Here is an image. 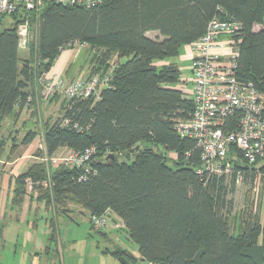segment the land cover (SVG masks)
<instances>
[{"label":"trees","instance_id":"1","mask_svg":"<svg viewBox=\"0 0 264 264\" xmlns=\"http://www.w3.org/2000/svg\"><path fill=\"white\" fill-rule=\"evenodd\" d=\"M6 17L9 24L0 29V122L17 118L37 98L43 99L34 90L36 73L49 72L62 50L75 44L90 45L93 51L84 78L111 76L97 97L63 100L61 117L42 125L49 156L60 147L79 151L95 146L88 161L95 174L79 180L82 168L60 166L49 175L44 164L32 162L15 176V202L26 194L25 178L42 181L49 175L48 189L38 194L46 209L69 215L77 206L88 218L112 212L146 262L264 264L262 191L248 198L233 217L229 194L235 188L234 175L196 172L200 151L193 139L175 130L178 120L189 119L194 103L188 91L177 86V65L162 63L202 36L210 19L234 18L241 23L232 36L237 76L261 87L264 0H102L90 9L43 0L37 10L19 6L12 13H0V24ZM22 23L27 24V34L28 26L37 23L36 42L27 38L24 58L17 33ZM255 25L260 27L254 29ZM29 95L32 100L27 103ZM33 113L37 114L35 108ZM64 118L70 124L61 126ZM37 134L28 129L19 142L10 138V146L0 137V157L8 151L10 159L19 145L29 144ZM163 151L174 152L171 164ZM235 153L241 180L254 188L258 177L264 180V160L248 164ZM120 156L125 159L120 161ZM92 229L105 235V229ZM109 253L118 264L137 261L119 246Z\"/></svg>","mask_w":264,"mask_h":264},{"label":"built area","instance_id":"2","mask_svg":"<svg viewBox=\"0 0 264 264\" xmlns=\"http://www.w3.org/2000/svg\"><path fill=\"white\" fill-rule=\"evenodd\" d=\"M43 0H0V13L9 14L19 6L27 10H37ZM63 5L82 6L87 9L99 5L102 0H49ZM241 23L234 19L212 18L206 29L191 46L192 89L190 97L194 108L186 120H178L175 130L181 137L195 141L200 151L198 174H215L230 177L235 182L241 178L240 170L235 165L239 153L248 164L264 160V76L261 87L253 82L240 79L236 73V45L232 36L237 34ZM18 45L24 48L27 40V24L18 25ZM48 73V72H47ZM42 72L38 76L37 96L48 99L57 94L67 98L97 97L100 87L108 84L109 73L94 74L88 78L74 79L68 82L55 75ZM29 95L26 102H30ZM70 124L68 118L61 126ZM78 129L77 124H72ZM42 150L43 143L39 146ZM56 157L48 155L49 168L57 159L70 168H82L79 180H86L95 170L88 161L95 154L96 147L89 146L79 151H63ZM27 182L28 185H47L42 181ZM29 185V186H30ZM31 187V186H30ZM90 224L94 229L104 230L107 215H91Z\"/></svg>","mask_w":264,"mask_h":264},{"label":"crops","instance_id":"3","mask_svg":"<svg viewBox=\"0 0 264 264\" xmlns=\"http://www.w3.org/2000/svg\"><path fill=\"white\" fill-rule=\"evenodd\" d=\"M63 53H65V51L61 52L55 59L52 67L47 73L48 75L55 74L62 79L65 78L63 73L69 67L70 63H67L70 55ZM187 54L191 59L192 55L189 46H187ZM167 62L168 61H162V63ZM78 74L84 73L80 70ZM42 101L44 100L42 99L39 102ZM39 106L40 104L37 103L36 107L39 108ZM35 139L36 137L27 144V146H30L26 147L27 149L25 152L20 148L16 149V151H20L16 154V156H18L17 159L15 157L13 158V155H11L12 158L5 162L0 159V164L6 165L4 166L6 170L0 168V264H40L42 261L43 264H118L117 260L109 253L115 246H119L130 252L137 259L135 264H151L141 259L137 244H131V246L128 247V245L114 233L115 226L120 227L123 226V224L112 212L108 211V214L115 217L114 219L117 218L120 223L112 218L114 224L110 225L108 228L106 226L104 230L105 235L100 234L99 239L91 234L96 231L92 229L88 215L86 216V221L91 228L87 231L90 237H85V248L82 251H76L75 246L77 237L72 236L67 238L62 234L59 228V222L65 221V217L70 214L76 219H72V221L81 222L86 213L85 210L81 207H77L74 208L72 212H69V215H56L53 209L45 208L44 201L39 200L38 194H34V192L26 193L18 203L13 200L15 174L25 170L30 164L28 162L29 160H24L23 162L18 161L25 156H29L28 154L31 148L34 147L33 141H35ZM59 149H63V151L66 152L70 151L67 147H60ZM263 204L264 201L262 200V206ZM40 207H42L43 210L39 209ZM262 213H264V211H262ZM39 214L41 216H39ZM51 222L56 229L55 240H52V242L50 241L52 235ZM66 223L68 224V222ZM123 228V231L126 232L128 237L127 240H129L128 233L124 226ZM23 232L25 235H23ZM50 242L53 243V246L50 245ZM22 248H27V253L23 254L24 261L20 257L17 259L15 258V256H17L16 250ZM51 249L54 252L53 255L51 254ZM109 259H113V261L111 262Z\"/></svg>","mask_w":264,"mask_h":264},{"label":"rangeland","instance_id":"4","mask_svg":"<svg viewBox=\"0 0 264 264\" xmlns=\"http://www.w3.org/2000/svg\"><path fill=\"white\" fill-rule=\"evenodd\" d=\"M10 19L8 17L4 18L2 20V24H0V29L2 26L4 25H8L9 24ZM260 27V25H255L254 29H258ZM152 32H149V35H152ZM27 38L28 41L30 42H36V38H37V23H33L32 26H28V34H27ZM90 45L87 46H80L78 44L73 45V48H68V49H64L62 50L65 51V53L63 54H69L70 57L68 58V63L70 65L69 68H67L68 71H64V78L63 80H65L64 82H68L74 79H81L84 78L88 71H89V62L88 59L89 57H91L93 55V51L89 49ZM21 52H22V56L23 58L26 56V52H27V48H21ZM123 61L125 59H122ZM168 62H172L175 63L177 65V67L179 68L180 71V78L181 81L177 84L178 87H181L183 90L188 91V95H191V89H192V74H191V68H190V63H191V59L189 58V55L187 54V46L183 45L180 50L179 53L176 57H172L168 60H165ZM158 65L160 64V62H157ZM72 66V67H71ZM82 70V72L84 74H78V71ZM69 78V79H68ZM37 81H38V74L36 73L35 78H34V90L37 88ZM42 100V99H41ZM39 98H37L35 100V104H32L29 106V108H24V110L20 113V115L17 118L14 117H8L5 118L3 121L0 122V137H4L6 138V143L7 146H10L11 142L10 138L15 137L16 142H19L20 139L22 138L23 134L28 130V129H35L38 131V134L36 136L35 141H33V146L31 148V151L29 152V156H25L22 159H20L18 162H23L24 160H29V163L32 162H36V163H42L44 164L45 167H47V170L49 171V175L51 174V170H54L60 166H64L67 168H70L68 166H65L63 163H61L60 159L56 160L53 164V166H51V168H49V163H50V159L48 157V154L46 153V151L41 148H39V146L42 144V125L46 120H49L50 122H53L56 118L61 117L63 111L61 110V106L63 104V100H69L68 98H66V96H64L63 94H57L54 96V98L52 99H47L44 100L42 102ZM37 103L40 104L39 108L36 107ZM37 110V114L33 113V109ZM143 145H150L154 150H160L162 151L163 149L161 148L160 145H151V144H147L144 143ZM30 146V145H28ZM27 145H19L18 148H20L22 151H26V147H28ZM8 149V147L6 148ZM28 151V150H27ZM20 152V151H15L12 155V157L14 158H18V156H16V154ZM165 153V156L169 159V163L171 164V160L174 159L175 154L172 151H163ZM7 153L8 151H6V153L0 158L2 159V161H7L9 160L7 158ZM27 153V152H26ZM20 154V153H19ZM63 149H57L53 155L56 157H59L61 155H63ZM30 156H34V157H30ZM11 157V158H12ZM125 159V157L120 156L119 160H123ZM27 164V163H24ZM4 166H6L5 164L1 165L0 164V168H3L4 170H6L4 168ZM8 168L10 169V167L8 166ZM12 168V167H11ZM22 168V167H21ZM23 169V168H22ZM21 169V170H22ZM8 170V169H7ZM10 171V170H8ZM47 171V172H48ZM22 172V171H21ZM20 173V171H19ZM16 173L15 175L19 174ZM13 175V176H15ZM49 175L46 178L47 183L50 181V177ZM28 179L30 178H25L24 180V188L26 193H32L34 192V194H40L42 191H45L48 189L47 185H41V186H33V185H28L27 182H30ZM228 179V178H226ZM262 191V200L264 201V180H262L261 178H257L256 179V185L254 188H250L249 187V183L246 182L244 183L241 178L239 180V182L235 183V188L234 191L229 194V197L232 198L233 200V217L235 216V214L237 215L240 210L243 208V206L246 203V200L249 199H254L257 195V193L260 194V192ZM258 196V195H257ZM77 208V206L75 207ZM39 209L43 210L42 207H40ZM262 211H264V204L262 206ZM87 212L85 213V215L83 216V220L81 222L79 221H72V219L76 220L71 214L67 217H65V221L63 222H59V228L61 230V233L64 234L67 238L69 237H77V242H76V251H82L85 248V237L87 236L88 238L90 237L88 235V230L91 229L90 225L88 224V222L86 221V216H87ZM39 216H41L39 214ZM115 217H113L112 215L107 214V228L110 225H113L114 222L112 221ZM41 220V219H39ZM115 221H117L118 223H120L117 218L114 219ZM233 220V218H232ZM68 222V224L66 223ZM233 222V221H232ZM117 227V228H116ZM124 228L123 226H115L114 229V233L116 235H118V237H120V239L122 241H124V243L126 245H128V247L131 246V244L136 245L135 242L131 241L130 239L127 240V235L126 232L123 231ZM92 232V231H91ZM94 236H96L98 239L100 238V234L97 232H93L91 233ZM23 235H25V233L23 232ZM84 239V240H83ZM52 242V240H50ZM50 242V245L53 246V243ZM103 242V241H102ZM103 245H106L104 243H102ZM109 246V245H107ZM17 256H15V258H21L23 260V254L27 253V248H22V249H17ZM53 250L51 249V254L53 255ZM44 255V254H43ZM46 255V254H45ZM10 256L12 257V254L10 253ZM9 256V257H10ZM111 262L113 261V259H109ZM21 261V260H20ZM24 261V260H23ZM42 261V260H41ZM30 264V263H29ZM40 264H43V261L40 262ZM93 264V263H92ZM96 264V263H95ZM98 264V263H97Z\"/></svg>","mask_w":264,"mask_h":264},{"label":"water","instance_id":"5","mask_svg":"<svg viewBox=\"0 0 264 264\" xmlns=\"http://www.w3.org/2000/svg\"><path fill=\"white\" fill-rule=\"evenodd\" d=\"M135 148L137 149V148H138V146H135ZM109 156H110V157H111V159L113 160V158H114V157H113V154H110ZM141 259H143V258H141Z\"/></svg>","mask_w":264,"mask_h":264}]
</instances>
